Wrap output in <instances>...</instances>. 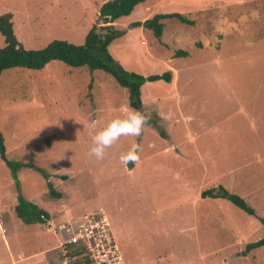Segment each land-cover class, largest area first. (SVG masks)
<instances>
[{"label":"rangeland","instance_id":"374dc122","mask_svg":"<svg viewBox=\"0 0 264 264\" xmlns=\"http://www.w3.org/2000/svg\"><path fill=\"white\" fill-rule=\"evenodd\" d=\"M106 1L0 0V15L12 14L27 50L55 39L82 45ZM170 13L192 24L164 20L159 38L131 27ZM113 27L126 31L108 48L125 70L172 72L170 83L141 87V113L156 120L163 135L149 125L97 161L88 155L92 138L126 114V89L102 71L90 74L59 61L3 72L5 156L32 166L17 171L20 194L48 219L26 225L16 217L18 191L0 160V264H59L61 238L46 224L56 227L99 208L126 264H264V247L242 255L264 235L258 220H264V0H146ZM178 50L187 56L175 58ZM133 144L140 146V162L125 167L120 156ZM47 182L60 199L48 195ZM219 186L256 216L227 199L200 197Z\"/></svg>","mask_w":264,"mask_h":264},{"label":"trees","instance_id":"16d2710c","mask_svg":"<svg viewBox=\"0 0 264 264\" xmlns=\"http://www.w3.org/2000/svg\"><path fill=\"white\" fill-rule=\"evenodd\" d=\"M146 0H108L104 2L98 11V15L93 20L91 28L87 32L82 45L71 44L65 40H52L43 49L27 50L18 41L12 22V14L7 12L0 15V35L3 38V46L0 47V76L8 70H41L52 61L62 62L65 66L73 69L86 68L90 74L94 71H102L110 75L115 82L128 92V105L137 111L143 110L141 100V87L146 82L163 81L170 83L172 72L166 71L162 74L143 76L135 72L125 70L109 53L111 43L123 37L126 31L117 30L113 23L124 16H128L134 8ZM176 19L183 24H192L182 14H156L143 22H135L131 27L143 26L152 31L153 35L159 38L163 33L164 25L162 21ZM187 53L178 50L174 57H184ZM149 125L152 126L159 135H163L158 126V122L150 118ZM0 160L10 170L11 177L16 185L18 196L14 213L22 223L26 225L43 224L48 219V214L37 205L26 200L20 194L17 171L25 166L31 168L29 164H21L10 161L5 156L4 141L0 133ZM42 174L44 179L49 176L41 169H36ZM48 195L57 199L61 194L55 192L52 184L47 182ZM223 198L230 201L239 209L250 216H256L255 211L247 203L235 194L229 193L222 186L205 190L201 193V198ZM264 228V220L258 219ZM264 247V235L261 239L249 243L245 247L242 255H246L251 250Z\"/></svg>","mask_w":264,"mask_h":264},{"label":"built area","instance_id":"2783aa9c","mask_svg":"<svg viewBox=\"0 0 264 264\" xmlns=\"http://www.w3.org/2000/svg\"><path fill=\"white\" fill-rule=\"evenodd\" d=\"M46 229L61 240L56 248L59 264H126L110 219L102 208Z\"/></svg>","mask_w":264,"mask_h":264},{"label":"clouds","instance_id":"9594fccd","mask_svg":"<svg viewBox=\"0 0 264 264\" xmlns=\"http://www.w3.org/2000/svg\"><path fill=\"white\" fill-rule=\"evenodd\" d=\"M150 117L140 111L129 107L123 117H117L107 123L105 127L96 132L92 138V146L88 155L102 161L107 149L115 145L122 137H140L149 126ZM139 144H133L131 149L120 156V162L125 167L129 164L136 165L140 162Z\"/></svg>","mask_w":264,"mask_h":264},{"label":"crops","instance_id":"0c3cea01","mask_svg":"<svg viewBox=\"0 0 264 264\" xmlns=\"http://www.w3.org/2000/svg\"><path fill=\"white\" fill-rule=\"evenodd\" d=\"M252 145H255V142H253ZM212 189H214V188H212ZM201 193H202V192H201ZM200 197H201V194H200ZM102 209H103V208H102Z\"/></svg>","mask_w":264,"mask_h":264}]
</instances>
